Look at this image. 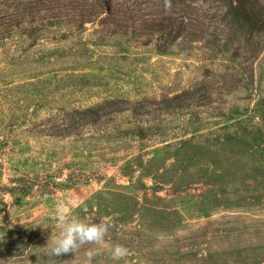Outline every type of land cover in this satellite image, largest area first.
<instances>
[{"label":"rangeland","instance_id":"374dc122","mask_svg":"<svg viewBox=\"0 0 264 264\" xmlns=\"http://www.w3.org/2000/svg\"><path fill=\"white\" fill-rule=\"evenodd\" d=\"M175 2L0 0V264H264V35Z\"/></svg>","mask_w":264,"mask_h":264},{"label":"trees","instance_id":"16d2710c","mask_svg":"<svg viewBox=\"0 0 264 264\" xmlns=\"http://www.w3.org/2000/svg\"><path fill=\"white\" fill-rule=\"evenodd\" d=\"M169 2L176 4L175 0ZM228 9L226 18L242 40L247 42L255 36L261 38L264 35V8L260 7L259 0H228ZM176 23L177 19L166 18L158 24L161 48L171 46L185 31L182 21L180 26Z\"/></svg>","mask_w":264,"mask_h":264}]
</instances>
